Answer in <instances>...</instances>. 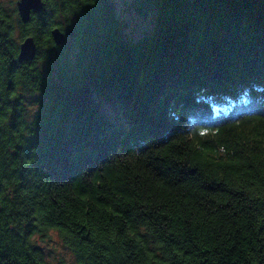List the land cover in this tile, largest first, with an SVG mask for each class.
Wrapping results in <instances>:
<instances>
[{
	"label": "trees",
	"instance_id": "1",
	"mask_svg": "<svg viewBox=\"0 0 264 264\" xmlns=\"http://www.w3.org/2000/svg\"><path fill=\"white\" fill-rule=\"evenodd\" d=\"M42 1L0 6V264H47L51 229L77 264H264V0H149L137 40L108 0ZM19 87L44 95L32 122Z\"/></svg>",
	"mask_w": 264,
	"mask_h": 264
},
{
	"label": "rangeland",
	"instance_id": "2",
	"mask_svg": "<svg viewBox=\"0 0 264 264\" xmlns=\"http://www.w3.org/2000/svg\"><path fill=\"white\" fill-rule=\"evenodd\" d=\"M17 1L0 0V6L8 14H11L13 8L16 7L17 9ZM108 2L113 8L114 20L122 38L137 40L152 31L155 11L151 9L152 6L149 0H108ZM68 20L74 21V16H61L56 21L66 29V22ZM19 35V28H16L14 38L16 41L19 40L21 42L24 37L19 38ZM66 40L65 55L70 61H73L79 48L77 38L72 35L71 37H67ZM39 64L41 71H43L46 68V64L43 61H40ZM16 93L20 96L24 106L23 110L28 114L26 117L27 121L32 122L35 113L41 107V101L45 100L44 95L42 92L30 91L22 87L16 89ZM93 97L101 108L110 115L111 119L119 121V111L116 109V98H112L109 101L100 100L95 91H93ZM33 238L34 243L42 250L47 264H77L72 251L64 243L62 237L56 230L51 229L44 234H36Z\"/></svg>",
	"mask_w": 264,
	"mask_h": 264
},
{
	"label": "water",
	"instance_id": "3",
	"mask_svg": "<svg viewBox=\"0 0 264 264\" xmlns=\"http://www.w3.org/2000/svg\"><path fill=\"white\" fill-rule=\"evenodd\" d=\"M17 11L21 21L28 22L32 12L38 13L43 9L44 2L42 0H18ZM74 35L73 29L62 31L58 27L51 30V36L56 44H63L66 37ZM36 53V45L32 36H27L19 45L18 60H31Z\"/></svg>",
	"mask_w": 264,
	"mask_h": 264
},
{
	"label": "flooded vegetation",
	"instance_id": "4",
	"mask_svg": "<svg viewBox=\"0 0 264 264\" xmlns=\"http://www.w3.org/2000/svg\"><path fill=\"white\" fill-rule=\"evenodd\" d=\"M32 13H35V12H32ZM32 13H31V14H32ZM38 13H39V12H38ZM30 16H31V15H30ZM58 28L61 29L62 31H65V30L67 29V28L65 29V28H60V27H58ZM68 29H70V28H68ZM66 38H67V37H66Z\"/></svg>",
	"mask_w": 264,
	"mask_h": 264
}]
</instances>
